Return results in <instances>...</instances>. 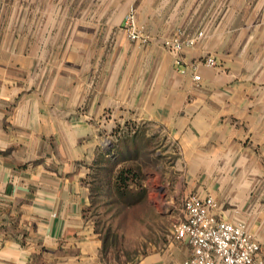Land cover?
<instances>
[{"label":"crops","instance_id":"0c3cea01","mask_svg":"<svg viewBox=\"0 0 264 264\" xmlns=\"http://www.w3.org/2000/svg\"><path fill=\"white\" fill-rule=\"evenodd\" d=\"M179 30L204 36L171 52ZM126 123L172 145L182 200L264 244V0H0V264H101L87 180ZM191 253L173 237L139 264Z\"/></svg>","mask_w":264,"mask_h":264},{"label":"rangeland","instance_id":"374dc122","mask_svg":"<svg viewBox=\"0 0 264 264\" xmlns=\"http://www.w3.org/2000/svg\"><path fill=\"white\" fill-rule=\"evenodd\" d=\"M125 131L135 138L134 157L121 159L117 169L102 173L106 178L95 185L84 210L85 220L100 239L108 237L109 254L100 255L101 264H139L169 245L174 225L183 219V196L175 193L180 178L174 170L172 145L145 125L128 124ZM115 140L107 139L103 152H112ZM99 162L100 167L107 166ZM122 166L133 167L138 176L131 190L113 185Z\"/></svg>","mask_w":264,"mask_h":264},{"label":"built area","instance_id":"2783aa9c","mask_svg":"<svg viewBox=\"0 0 264 264\" xmlns=\"http://www.w3.org/2000/svg\"><path fill=\"white\" fill-rule=\"evenodd\" d=\"M134 11L131 9L125 18L128 38L132 42L147 44L150 36L137 27ZM203 36V32L193 35L179 30L164 42V46L171 52L180 53L195 46ZM205 64L217 66L213 58H207ZM176 65L182 67V60L177 59ZM193 70L196 71L195 66ZM182 73H186L184 68ZM193 78L196 82L201 80L196 73ZM215 207L211 197L190 195L183 200V219L174 225L173 237L176 241L186 242L192 249L184 264H264V244L256 240L245 225L218 218Z\"/></svg>","mask_w":264,"mask_h":264},{"label":"trees","instance_id":"16d2710c","mask_svg":"<svg viewBox=\"0 0 264 264\" xmlns=\"http://www.w3.org/2000/svg\"><path fill=\"white\" fill-rule=\"evenodd\" d=\"M129 125H136L134 123H126L124 126L117 127L113 130L112 137L116 138V142H113V151L112 152H101L98 159L95 161L94 165L91 167V172L87 180V184L90 189V199L93 197V192L95 190V185L99 184V182H103L106 176L102 173H106V171L111 172L112 169H117L121 159H125L127 157H134L132 155L133 150L132 144H135L134 136H130L129 132L125 131V127ZM135 151V150H134ZM102 162H107V166L105 168L100 167ZM117 164V165H116ZM105 165V164H104ZM109 165V166H108ZM120 165V164H119ZM106 175V174H105ZM131 177V178H130ZM137 174L133 167L122 166L118 169L117 175L113 185L117 190H131V188L136 185ZM109 254V244L108 237L102 239V248L100 251V255L107 257Z\"/></svg>","mask_w":264,"mask_h":264}]
</instances>
